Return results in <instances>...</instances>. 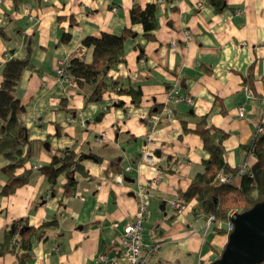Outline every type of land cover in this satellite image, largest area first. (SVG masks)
Here are the masks:
<instances>
[{
    "label": "crops",
    "instance_id": "0c3cea01",
    "mask_svg": "<svg viewBox=\"0 0 264 264\" xmlns=\"http://www.w3.org/2000/svg\"><path fill=\"white\" fill-rule=\"evenodd\" d=\"M133 2L156 4L154 39L143 36L139 23L131 25L128 10ZM223 2L221 9L212 0H25L16 9L12 0L0 2V28L6 35H0V80L5 58L24 55V36L32 48V66L23 69L15 91L24 105L21 117L32 155L17 171L38 165L28 182L10 195H0V240L11 219L25 217L32 226L53 216L58 221L46 232V241L32 238L25 264H98V254L111 255L120 247L121 227L133 220L139 191L149 211L142 228L145 250L159 243L149 254V264H209L213 248L224 245L225 234L216 233L214 223L206 226L190 208L177 212L168 203L178 200L207 157L197 134L181 133L178 114L187 109L208 113L209 121L228 132L224 155L232 167L248 159L246 144L264 121V0ZM124 26L134 30L124 41L125 61L107 76L122 87L138 85L140 104L133 106L127 94L114 89H107L98 101H86L93 84L69 86L55 73L56 59L78 56L90 61L92 46L82 44V38L101 31L118 34ZM62 31L71 34L69 41L59 40ZM252 63L253 92L241 82ZM172 83L191 101L171 103L172 118L161 115L151 127L141 114H151V107L167 102ZM216 97L225 113L213 105ZM242 104L240 116L237 107ZM56 125L60 135H54ZM67 145H73L77 155L93 154L100 161L83 158L75 192L62 196L65 176L57 177L54 191L40 167L48 164L49 151ZM167 156L177 159L172 172L164 166ZM115 160L124 172L121 181L110 168ZM6 162L0 155V166ZM156 174L161 179L153 184ZM5 180L0 172V186ZM50 242L59 245L58 251L49 249ZM0 264H17V258L5 252Z\"/></svg>",
    "mask_w": 264,
    "mask_h": 264
},
{
    "label": "trees",
    "instance_id": "16d2710c",
    "mask_svg": "<svg viewBox=\"0 0 264 264\" xmlns=\"http://www.w3.org/2000/svg\"><path fill=\"white\" fill-rule=\"evenodd\" d=\"M25 0H12L13 8L21 6ZM216 9L225 6L223 0H212ZM156 4L146 2L141 6L133 2L128 10L130 23H139L143 29V36L148 39H154L153 30L156 28L155 17ZM73 24V21H70ZM134 30L130 26L121 28V32L111 33L101 31L98 35H86L82 38L81 43L92 46V58L84 62L78 56L70 58L65 66L70 76L77 80V83L83 81L93 84L91 92L86 97V101H98L107 89H114L118 94H127L130 103L138 106L141 102L142 91L138 85L119 86L118 82L107 76V72L117 64L125 61V39L132 36ZM0 35L2 33L0 28ZM71 34L62 31L59 40L62 42L69 41ZM24 36L25 53L22 57L9 56L5 58L1 67L2 77L0 80V155L7 162L0 166V172L6 176L3 185L0 186V195H10L22 184L29 181L32 168H23L20 172L24 161L31 157L32 152L30 144L32 140L28 139V132L21 113L24 111V105L21 103L19 96L15 94L18 86V79L24 68L32 66V48L28 38ZM136 45V44H135ZM139 55H142V48L139 44ZM255 74L253 72V63L248 67L246 73L242 74V84L253 92ZM264 83V80L262 81ZM118 104H122L121 101ZM213 105L219 108L221 113H225L220 98L216 97ZM163 105L152 107L148 110L150 113L160 111ZM70 113L72 110L68 109ZM178 122L181 126V133L192 132L200 137L201 144L207 153V157L200 161V170L193 173L190 182L185 190L178 197V201L183 204L191 205V213L201 206L205 214L214 215L216 220H226L229 217V211H245L253 206L259 200L264 199V121L257 126L262 127V131H255L249 143L246 144V154L248 156L247 167L245 171L236 176L240 165L230 166L224 155L223 140L227 137L228 132L220 127L215 126L209 121L208 113L196 114L187 109L185 112L178 114ZM99 118V115L97 116ZM55 134L60 135V127L55 126ZM252 149L251 155L249 154ZM49 161L44 169L41 170L45 175L46 181L50 188L55 191L57 177L60 174L65 176L62 183V196L74 193L77 187L78 174L82 170L81 160L84 153L77 155L73 145H67L61 148H55L49 151ZM93 160L100 161V157L93 155ZM176 158L173 160L167 156V171H174ZM113 172H123L117 160L110 165ZM38 169V168H37ZM229 175L230 180H220L218 174ZM62 204V199L59 200ZM58 221L56 216L42 222L38 226L29 225L25 217L11 219L3 228L2 238L0 240V255L9 252L17 258V264H25L31 256L32 238H39L46 241L48 238L47 231L57 227ZM214 231L218 234H225V227L212 224ZM213 248V247H212ZM213 250L216 258L220 255L221 250ZM213 258L211 260H213ZM190 264H205L199 263ZM258 264H264V260Z\"/></svg>",
    "mask_w": 264,
    "mask_h": 264
},
{
    "label": "built area",
    "instance_id": "2783aa9c",
    "mask_svg": "<svg viewBox=\"0 0 264 264\" xmlns=\"http://www.w3.org/2000/svg\"><path fill=\"white\" fill-rule=\"evenodd\" d=\"M1 1L2 0H0V2ZM26 9L27 7L25 8V10ZM30 18H32L31 15ZM185 34L188 35L187 32ZM68 60L69 58H67L66 56L57 58L54 66L55 73L60 79L65 80L69 86L75 87L77 85V80L72 78L65 68V66L68 64ZM248 92L251 95V92L250 91ZM167 94H168L167 96L168 100L163 104L160 111L151 114L148 113V115L146 113L141 114L143 118L147 119L146 121L151 125V127H154L157 124L156 122L159 120L161 115L165 116L166 118H172L171 103L180 102L183 100L187 102L191 101V98H189V96L182 97L179 94L178 87H176V85L173 83L168 86ZM262 102L264 103V99L262 100ZM237 108L239 111V115L242 116V114H244L245 107L242 104L239 105ZM67 119L71 120V116H68ZM256 131H262V127L260 125L257 126ZM144 151H145L144 152L145 155L149 153V151L147 150ZM251 152L252 149H250L249 151L250 155ZM149 155H152V152H150ZM247 160L248 159L244 160V162L239 166L236 176L241 175L245 171L247 167L246 166ZM33 168L37 169L38 165L34 163L32 169ZM129 168L130 166L127 165L124 168V170L127 171ZM123 174L124 172H120L116 174L115 177L117 178V180L121 181L123 178ZM218 178L221 181L230 180L229 175H225L223 173L218 174ZM160 179H161V174H156L152 178L151 183L155 184ZM136 194H137V201L135 205L136 209L133 213V220L129 221L128 223L124 224L121 227V232L118 236V242L120 247H118V249L115 250V252H113L111 255L106 253L98 254L97 257L98 264H149L148 261L149 254H153L154 250L158 248L159 243L155 242L153 245L146 247L145 250L144 243L142 241V227L144 222L148 219L147 216L149 211H148V206L145 200L143 199V195L141 194V191H139ZM168 203L177 212H182L187 208H190L191 210L190 204H183L178 200H168ZM233 213L234 211H229L228 212L229 217L226 220L220 221V220H216L214 218V215L212 214L211 215L205 214L203 212L202 207L199 206L197 207V209H195L193 215L195 216V219H199L200 217L203 218L206 226L211 225L212 223H214L216 226L222 225L223 227H225L226 230L225 237H226L229 231L232 230L233 228L232 222L230 220V217L233 215ZM114 226H116V223H114ZM49 249L58 251L59 245H56L54 242H50Z\"/></svg>",
    "mask_w": 264,
    "mask_h": 264
},
{
    "label": "water",
    "instance_id": "95a60500",
    "mask_svg": "<svg viewBox=\"0 0 264 264\" xmlns=\"http://www.w3.org/2000/svg\"><path fill=\"white\" fill-rule=\"evenodd\" d=\"M91 157L93 154H84V158ZM160 208L164 209L163 201ZM230 220L233 228L225 237L220 255L209 264H258L264 260V199L245 211H235Z\"/></svg>",
    "mask_w": 264,
    "mask_h": 264
},
{
    "label": "rangeland",
    "instance_id": "374dc122",
    "mask_svg": "<svg viewBox=\"0 0 264 264\" xmlns=\"http://www.w3.org/2000/svg\"><path fill=\"white\" fill-rule=\"evenodd\" d=\"M187 204H189V203H187ZM235 211H236V210H235ZM235 211H234V212H235ZM142 228H143V227H142ZM142 233H143V229H142ZM222 247H223V246H222ZM222 247H221V248H222Z\"/></svg>",
    "mask_w": 264,
    "mask_h": 264
}]
</instances>
